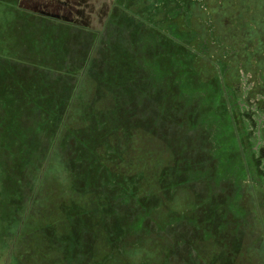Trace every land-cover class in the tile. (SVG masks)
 Wrapping results in <instances>:
<instances>
[{
  "label": "rangeland",
  "instance_id": "374dc122",
  "mask_svg": "<svg viewBox=\"0 0 264 264\" xmlns=\"http://www.w3.org/2000/svg\"><path fill=\"white\" fill-rule=\"evenodd\" d=\"M21 1L0 0V195L17 223L3 264H264V94L249 96L264 75H233L237 49L182 6L166 16L153 0H80L61 13ZM230 115L251 140L236 143ZM131 147L141 162L124 172ZM138 170L147 199L122 194ZM77 188L113 206L100 227L130 253L101 247L99 215L50 225Z\"/></svg>",
  "mask_w": 264,
  "mask_h": 264
},
{
  "label": "trees",
  "instance_id": "16d2710c",
  "mask_svg": "<svg viewBox=\"0 0 264 264\" xmlns=\"http://www.w3.org/2000/svg\"><path fill=\"white\" fill-rule=\"evenodd\" d=\"M155 1L156 6L154 0L152 1V3H150V13L154 12V14H156L157 9L159 14L161 12V9L165 8V15L169 16L174 12L176 13V11L178 13H182L179 11L183 7V13L190 12L193 15L199 13L205 20H210L211 27L214 29L213 32L217 34V36L219 35L221 37V40H223L224 42V46L226 45V48L231 47L232 49H237V51L228 55L230 60L233 61V63L235 64L232 70L233 75H237V72L239 70H241V72L247 73L248 71L253 70L254 67L256 68L253 72L255 75L259 73L264 75V0ZM40 2L42 10L44 12L53 11L50 10L51 8H58L59 12L62 13L63 11H67V8H71L73 12H76V7L79 6L80 0H78V3L76 0H40ZM25 3H29V0H22L20 4L21 7H24ZM157 3L159 5H157ZM217 43L218 42H215V45H217ZM222 48L223 47H221V49ZM189 52H194L196 55H200L197 50H190ZM224 56L226 57V55ZM224 65L226 66V64ZM236 78L237 77H235V79ZM262 78L264 77H261V79ZM235 82L237 81L235 80ZM255 85L256 90L250 91L249 96L256 95L257 93L264 94V81ZM233 86H235L234 83ZM228 93L229 90L225 89V94ZM230 100L231 98L228 102L231 104ZM228 107L232 109V105H229ZM230 117L231 115L228 118ZM233 119L234 117L232 116L229 122L233 121ZM227 126L229 130H231L232 136L236 140L237 144L240 143V140L244 135H247L246 137L251 140L250 133L246 129L243 135H241L239 132L237 133L239 126H237V122L235 121V119L233 121V125L229 124ZM136 153L137 148L131 147L130 156L127 157V159L124 158L125 162L123 164L122 161L120 162L124 172L129 170L135 164L134 157H132V155L137 156V163L139 160L141 162V158H139L138 153ZM244 157L245 158H243V161H246V166L249 168V163L247 162L249 156H247L246 152L244 153ZM87 162L88 161L84 160V163H82V165H86ZM138 171L140 172L126 173L129 177L127 179L130 181H128L127 186L123 184L122 188H124V192H122V194L125 195L130 193L135 198L137 197L139 199H147L148 194L150 192L149 189L151 188V184H149L146 178L143 177L141 170ZM103 173L105 172L103 171ZM246 175H249L247 168ZM3 179L5 180V178L0 177V192L4 191V188H6ZM109 183H115L117 186L119 184V181L114 182V180L112 179ZM70 194L71 195L66 194L60 201H58L59 203H63L61 214H59L55 219H52L50 221V225L51 223H53L61 226L63 223H65L66 227L70 226L73 222H76L75 219L80 216V213L89 214L91 216H94V214L99 215L101 218V223L96 219H89V221L91 223H96V225L98 224L97 227L99 228V231H101L99 233H101L103 238V241H101V247L104 248L105 251H107V249L109 251H112L120 248V250H122L123 252L130 253L126 243L123 240L119 242V240L114 239L116 235L111 237L110 233H108V235L105 234L103 229L101 228L104 227V229H108L106 223L103 220L104 215L108 209H111V212L114 211L113 206H109L107 200H103V202L100 201L99 204L97 198H95V195H93L90 189L87 191L86 189L77 188ZM263 197L264 187L257 185L256 197L254 198L256 200H259V203L261 202L260 204H262V208H264V202L262 203ZM0 204V220H2L0 222V264H3V261L6 260V258L9 256V250L11 249L12 242L9 237H11L12 234L15 235L17 231V223L15 216H12L10 215V212H7L8 210H10L9 207H4L6 202L2 199V195H0ZM147 208L148 209L144 210H147L150 215L152 213V216H154V211L155 215L157 214L155 208L153 209V207L151 208V206ZM162 214L163 213H159V215ZM139 219L142 220L137 221L138 219L136 218L133 220V222L128 223L127 227L124 229L126 240L134 241L132 239L136 235H138V233L142 232L145 229V221L147 220V218L145 216H142V218ZM120 238H122V236ZM131 248L132 249L130 250L134 251L133 249H135V247L132 246ZM113 258H118V256H113Z\"/></svg>",
  "mask_w": 264,
  "mask_h": 264
}]
</instances>
